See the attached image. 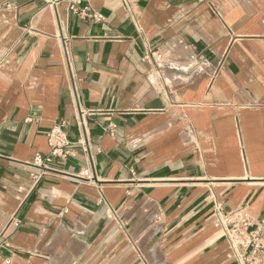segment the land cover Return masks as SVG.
I'll list each match as a JSON object with an SVG mask.
<instances>
[{
  "label": "crops",
  "instance_id": "0c3cea01",
  "mask_svg": "<svg viewBox=\"0 0 264 264\" xmlns=\"http://www.w3.org/2000/svg\"><path fill=\"white\" fill-rule=\"evenodd\" d=\"M49 1L0 0V264H236L213 208L264 222V0ZM77 103L88 157L35 181Z\"/></svg>",
  "mask_w": 264,
  "mask_h": 264
},
{
  "label": "built area",
  "instance_id": "2783aa9c",
  "mask_svg": "<svg viewBox=\"0 0 264 264\" xmlns=\"http://www.w3.org/2000/svg\"><path fill=\"white\" fill-rule=\"evenodd\" d=\"M121 1L128 6L129 0ZM57 2V0H50L48 5L53 8ZM79 4L80 0L70 1V11L73 14L83 15L95 21L102 20V16L91 11L90 7L81 10ZM93 114V111L77 103L75 120L79 129V139L76 142L69 139L67 131L69 124L66 120H59L52 127L48 134V154L36 156L32 163L34 167L39 169V172L34 175L35 181L38 182L47 176L52 171L51 165L55 161L66 162L72 157L74 155L72 148L75 146L82 147L88 157L92 144L89 138L87 120ZM112 128L114 127H110V129ZM80 176L88 182L95 181L91 165L84 169ZM107 218L115 221L119 227H123L116 212L110 207ZM212 223L216 229L223 232L229 244V258L236 264H264V222H257L245 209L227 213L223 203L215 201Z\"/></svg>",
  "mask_w": 264,
  "mask_h": 264
}]
</instances>
